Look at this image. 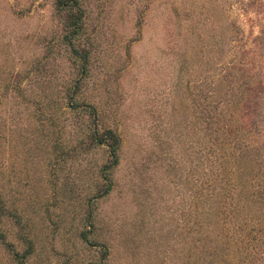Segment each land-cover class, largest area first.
I'll return each instance as SVG.
<instances>
[{"label": "rangeland", "instance_id": "374dc122", "mask_svg": "<svg viewBox=\"0 0 264 264\" xmlns=\"http://www.w3.org/2000/svg\"><path fill=\"white\" fill-rule=\"evenodd\" d=\"M80 4L0 0V264H264V0Z\"/></svg>", "mask_w": 264, "mask_h": 264}, {"label": "trees", "instance_id": "16d2710c", "mask_svg": "<svg viewBox=\"0 0 264 264\" xmlns=\"http://www.w3.org/2000/svg\"><path fill=\"white\" fill-rule=\"evenodd\" d=\"M57 5L61 8L70 7V12L68 14V26L70 28V32L67 36V41L72 40V37H75L78 35V33L81 31L83 25V17L84 12L82 10V5L80 4V0H56ZM69 44H72L71 41H69ZM99 139V141H107L109 140V145L111 146V149L113 151V155L115 156V161H117V145L119 142V139L117 135L114 133L113 130H107L105 133V137L103 138H96ZM1 236V234H0Z\"/></svg>", "mask_w": 264, "mask_h": 264}]
</instances>
